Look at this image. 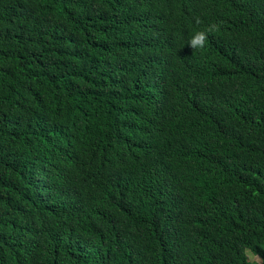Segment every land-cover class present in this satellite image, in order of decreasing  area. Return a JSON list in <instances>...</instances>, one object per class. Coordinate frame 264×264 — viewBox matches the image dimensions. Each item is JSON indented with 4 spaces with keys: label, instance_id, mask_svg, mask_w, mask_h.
Returning a JSON list of instances; mask_svg holds the SVG:
<instances>
[{
    "label": "trees",
    "instance_id": "16d2710c",
    "mask_svg": "<svg viewBox=\"0 0 264 264\" xmlns=\"http://www.w3.org/2000/svg\"><path fill=\"white\" fill-rule=\"evenodd\" d=\"M241 245L264 264V0H0V264Z\"/></svg>",
    "mask_w": 264,
    "mask_h": 264
},
{
    "label": "clouds",
    "instance_id": "9594fccd",
    "mask_svg": "<svg viewBox=\"0 0 264 264\" xmlns=\"http://www.w3.org/2000/svg\"><path fill=\"white\" fill-rule=\"evenodd\" d=\"M233 15V7L231 5L227 7H219L216 13V22L222 24V28L226 29L231 24V17ZM216 28L215 24L209 25L207 28L202 25H198L197 29L193 30L188 44L192 49H201L206 45V41L211 39L210 37H216ZM220 28L219 32L224 29ZM222 29V30H221ZM214 34L213 36L207 37V34ZM240 258L243 260V264H262L261 258L258 253L253 251L252 247L248 245H241L240 247Z\"/></svg>",
    "mask_w": 264,
    "mask_h": 264
}]
</instances>
